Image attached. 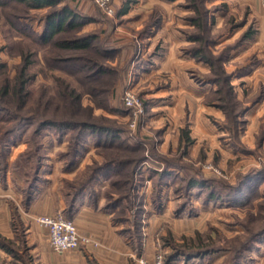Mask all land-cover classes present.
Segmentation results:
<instances>
[{"label":"rangeland","instance_id":"374dc122","mask_svg":"<svg viewBox=\"0 0 264 264\" xmlns=\"http://www.w3.org/2000/svg\"><path fill=\"white\" fill-rule=\"evenodd\" d=\"M66 1L96 19L88 28L84 26L83 32H99L98 42L116 49L108 61L113 73L99 85L93 84L95 90H92L90 85L80 86L66 72H50L44 60L49 49H38L30 58L27 73L34 77L25 87L28 97L21 105H9L14 114L16 112L28 120L24 124L21 121L23 125L16 144H24L21 152L29 150L34 155L28 164L29 171L35 166L38 155L42 156L43 164L44 139L66 141L64 152L59 153L63 156L71 151L78 133V130L70 129L60 133L46 130L39 138L34 132L40 120L76 123L86 120L98 127L114 129L119 133V141L141 146L140 153L146 161L140 169L149 167L157 174L149 175L146 170L140 177L137 172L133 183L136 187L128 189L130 197L123 201L126 223L122 224L128 229L126 238L132 254L131 264H140L141 259L151 262L158 251L166 257L173 251V246H181L197 236L203 241L208 238L213 247L221 249L216 252L223 257L221 264H232L237 253L240 254L238 264H264V176L257 186V194H253L248 205L244 206L225 201L207 202V192L186 188L188 179L202 177L215 182L213 189L221 197L227 188L238 186L246 176L264 172V148L259 147L256 140V146L248 150L246 135H250V131L244 133L247 127L253 128L250 123L255 114L262 113L264 117V93L258 92L259 88L255 93L252 89L253 84L258 86L252 83V75L260 73L264 76V14L257 7L255 13L249 7L244 9L233 0H203L207 18L205 28L200 30L191 23L195 12L187 0L170 1L166 6L156 4L149 14L137 13L139 17L134 19L135 16H131L127 21L121 18L122 10L126 7L132 9L139 0H111L115 11L111 17L91 0ZM115 1L119 4L116 5ZM261 3L264 9V0ZM10 5L12 7H0V64L6 66L0 73L6 71L5 74L12 78L23 63L21 53L32 52L35 48L30 36L20 34L10 22L20 21L39 34L47 10H25L13 2ZM146 6L144 2L140 9L152 7ZM197 35L207 42L205 48L213 70L207 62L188 52L202 46V42L191 40ZM148 36L149 40L146 39ZM103 39H108V44ZM146 41L150 42L145 46ZM156 59H169L170 64L164 67L157 64L150 72V62ZM161 67L164 71L159 70ZM182 70L197 89L208 86L210 90L177 93L171 80L176 77L182 81ZM53 75L76 88L81 95L78 106L57 97L60 88L51 78ZM2 77L0 74V79ZM225 77L229 78L227 84L222 82ZM126 91L141 103V115L134 116V110L125 106ZM198 116L205 118L201 124L197 121ZM7 118L0 122L1 140L17 123L15 115ZM204 120L217 128L215 137L220 136L214 137L215 143L210 145L207 141V145L199 147L191 136L203 131ZM235 125L237 129L234 131ZM88 138L95 147L93 160L99 164L122 156L121 151L97 148L94 138ZM38 142L41 144L39 153L36 152ZM21 152L12 160H9L8 153L7 157H0V161L13 164ZM66 161L69 163L68 158ZM16 162H20V158ZM164 169H172V176L167 180L160 176ZM12 226H20L18 218L14 220L13 216ZM146 234L152 241L151 254L143 253ZM247 241H250V247L244 251ZM15 245L22 247L18 240Z\"/></svg>","mask_w":264,"mask_h":264},{"label":"trees","instance_id":"16d2710c","mask_svg":"<svg viewBox=\"0 0 264 264\" xmlns=\"http://www.w3.org/2000/svg\"><path fill=\"white\" fill-rule=\"evenodd\" d=\"M187 1L195 12V15L191 18V23L196 28L203 30L207 18L206 11H204L202 7L203 0ZM12 2L23 6L25 10L45 9L47 13L43 18V28L39 34L31 31L20 21L10 22V26L18 30L20 34L26 37L30 36L29 38L34 44L35 49L32 52L21 53L23 63L12 78L5 74L6 71L0 73L1 76H3L0 79V122H5L8 119L7 116L12 115H15L17 119V123L7 130L4 140L0 138V157L2 158L7 157L11 146H14L16 140L20 138L19 132L22 125L28 121L26 120L27 118H21L20 115H16L18 113L15 112L14 114V111L10 109L9 105L14 103L21 105L28 97L25 87L34 76L28 74L27 69L31 65L30 58L35 56L38 49H49L48 52H46L44 60L50 72L54 70L66 72L67 75L74 77L80 86L88 87V85H90L92 90H95V87H92L93 84L99 85V83L103 82L105 78L113 73L112 68L108 65V61L112 59L116 52L114 47L107 46L106 44L103 45L98 42L101 37L99 32H83L84 26L88 25L90 22H94L96 19L93 18L94 16H88L81 12L76 5H70L66 0H0V7H12L10 5ZM247 34L248 33H246L244 37H246ZM191 40L197 43L202 42V46L194 47L188 52L194 57L207 62L212 68V63L207 57L205 48L207 42L204 40V37L197 35L191 37ZM102 41L107 43L108 39H103ZM5 68L6 66L4 64H0V70H5ZM54 76L55 75L51 76V78L54 80L56 86L60 88L58 89L57 97L72 106H78L81 96L80 93H78L75 87H71L64 79ZM228 80L229 78L225 77L222 80L223 84H227ZM221 89L222 88H220V90ZM222 108L224 107L222 106ZM70 115H72L71 112ZM235 116L236 115H234V117ZM21 121H23V124ZM66 129L78 130L77 137L71 145V151L63 155L68 158V164L70 165L82 154L83 148L89 139L88 137L94 138L97 148L106 147L108 150L114 149L116 152L121 151L120 154L122 155L119 158H109L101 164L94 161L91 165L84 168L80 176L63 184L62 189L66 198L67 211L69 212L72 209L73 204L77 201L82 192L92 187L97 179L103 175V177L109 179L108 188L103 193L106 202L105 209L113 212V217L116 222L125 224L126 218L122 207L123 201L130 197L128 189L136 187V185L133 186L135 175L139 172L143 162L146 161L140 153L142 150L141 146L119 141L120 136L118 131L98 127L86 120L78 123L69 120H40L34 134L40 138L45 134L46 130H54L60 133ZM236 129L237 127L235 125L234 131ZM39 151H41V144L38 142L36 152L39 153ZM129 153L134 155L130 156ZM138 153L140 154L138 155ZM32 157H34L32 151L27 150L18 154L15 161L12 162L13 164L0 161V164H2V167H0V180H4L6 173L9 171L12 179L23 186L24 204H27L29 201L31 193L39 180L38 173L41 168L42 156H37L35 166L31 168L32 171L30 172L28 164L29 161L33 159ZM19 158L20 162H16ZM167 172L168 169H164L160 173L161 178H164ZM263 176L264 172L256 175L250 174L246 176L238 186L227 188L225 195L221 197L217 195V193H215L216 191L213 189L215 182L202 177H198V179L191 177L188 179L186 188H199L207 192V202L222 203L225 201L232 203L234 206H244L248 205L250 197L253 194H257V186ZM64 215L68 218V215L65 213ZM12 216L14 220L17 219L14 210L12 211ZM122 233L128 236L127 227H124ZM209 241L211 242L208 238L203 241L197 236L196 239L185 241L181 246H173V251L164 257V264H173L178 256H185L191 259L193 257L208 256L221 250L213 247ZM249 243L250 241H247V243L244 244V251L249 249ZM0 247L14 256L16 262H18L16 264H32L23 245L21 248H18L13 241L0 236ZM239 258L240 254L237 253L233 258L232 264H238ZM90 264L95 263L90 262Z\"/></svg>","mask_w":264,"mask_h":264},{"label":"crops","instance_id":"0c3cea01","mask_svg":"<svg viewBox=\"0 0 264 264\" xmlns=\"http://www.w3.org/2000/svg\"><path fill=\"white\" fill-rule=\"evenodd\" d=\"M233 1L239 3L244 9L249 7L253 13H255V7H257L260 13L264 14L261 0ZM144 2L148 6L145 8H149L150 5H152V7H150L149 10L140 9L141 4H144ZM170 3L171 2L167 0H139V3L134 5L132 9H129V7L123 9L121 18L127 21L131 16H135V19L142 13L149 14L152 12L156 4L166 6ZM115 4L118 5L119 3L115 1ZM137 13L139 15H136ZM88 26H90V24L85 27L88 28ZM146 39L149 40V36ZM146 42L145 46L148 45L150 41ZM184 60L187 61V59ZM169 62V59H156L151 61L149 67L152 69H150V72H153V67L156 68L157 64L164 67L166 65L168 66L170 64ZM187 62L190 64L189 61ZM261 63H263V61ZM163 67L159 68V70L164 71ZM146 71H149V69ZM136 72H138V69ZM180 74L182 75V81L177 80L176 77L171 80L172 87L177 93L180 91L185 93L190 90L203 93L210 90L208 86H201L198 87V89L193 86L190 78L185 75L184 70H182ZM252 80V83L258 84V86L256 85L257 89L254 87V84L252 85L253 92L255 93L259 88L258 92L262 91L264 93V76L260 73H255L252 75ZM181 82L182 84H180ZM184 106L183 104L182 107ZM262 117V113H260L259 116L255 114L253 116V121L250 123H253V128L249 126L244 131L246 134L250 131V135H246L248 150H252L253 145L256 146V140L259 141L258 146L264 148V117L261 120ZM202 119L205 118H201L200 116L197 117L198 122ZM202 125L205 127H203V131L198 133L199 135H190L192 139L195 140L194 143H197L199 147L207 145V141H209V144L215 143L214 137L217 131V128L207 120H204ZM194 133H196V130H194ZM42 146L45 152L44 161L38 173L39 180L27 204H24L23 201L22 184L15 182L9 171L6 173L4 180H0V236L14 243L16 240H20L32 264H90V262L95 264H131V250L128 246L126 236L122 233L124 225L121 222H116L113 217V212L105 209L106 202L103 193L108 188V178L99 177L92 187L82 192L77 201L73 204L72 209L69 212L67 211L66 198L62 189L63 184L67 181H72L80 170L94 162L93 158H95V155H93V152L95 147L93 141L88 139L83 148V153L75 159L72 165H68L66 157L60 156L59 154L64 152L67 146L66 141L44 139L42 141ZM22 148H24V144L22 143H18L11 147L9 151V160H12L17 153L21 152L23 150ZM146 170L149 171V175L157 176V174L153 173L154 169L149 167H144V169L141 168L139 176L141 177L142 172H146ZM171 171L172 169L164 175V179L167 180L172 176ZM13 210L17 214L20 224L18 227L20 229L12 226ZM58 210L68 215V219L74 222L80 235L89 237L97 242L98 246L80 247L79 249L62 254L52 252L48 245L47 229L35 224L34 219L38 216L51 215ZM144 236L147 242L144 244L143 253L151 254L152 241L150 237L147 238V234ZM222 258V255L218 253H213L208 256L193 257L191 259L185 256H178L173 264H221ZM16 263L18 262H16L14 256L0 247V264Z\"/></svg>","mask_w":264,"mask_h":264},{"label":"built area","instance_id":"2783aa9c","mask_svg":"<svg viewBox=\"0 0 264 264\" xmlns=\"http://www.w3.org/2000/svg\"><path fill=\"white\" fill-rule=\"evenodd\" d=\"M95 6L106 16L111 17L115 11L111 0H91ZM125 106L134 110L133 115L142 114L141 103L131 92L124 93ZM35 223L47 229L48 245L54 253L62 254L68 251L79 249L80 247H97L98 243L89 237L78 233L74 222L65 217L64 212L58 210L51 215H43L35 218ZM140 264H164V256L157 252L151 262L139 261Z\"/></svg>","mask_w":264,"mask_h":264}]
</instances>
